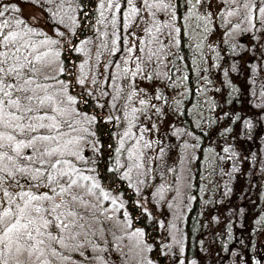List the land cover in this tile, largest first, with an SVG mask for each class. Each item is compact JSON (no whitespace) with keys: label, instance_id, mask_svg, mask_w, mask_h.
Listing matches in <instances>:
<instances>
[{"label":"rangeland","instance_id":"374dc122","mask_svg":"<svg viewBox=\"0 0 264 264\" xmlns=\"http://www.w3.org/2000/svg\"><path fill=\"white\" fill-rule=\"evenodd\" d=\"M210 2L211 7L204 9L205 12L210 13L207 31L203 33L192 31L185 24L188 31L184 34V39L192 43L193 52L205 54V62L201 64L199 70L202 81H200L198 95L205 96L207 87H209L207 94L210 95H213L216 87L218 89L221 79L211 84L205 74L207 71L215 69L217 62L220 61V65L223 61L226 63L227 59L230 63L235 60V64L249 66V70L252 71L250 73L252 81L264 82V29H252L246 20L242 21L239 14L227 18L231 21V23H227L225 18L220 15V13H226L228 9L224 0H210ZM21 8L23 17L29 26L52 38L59 39L52 30L53 21L46 13L44 14L43 11L31 5ZM105 15L109 19L104 22V27L99 23L98 28L100 31H104L105 37L104 35L100 37L98 35L100 31H98L95 36L87 39L90 41L87 45L88 54H80L81 60L76 63V70L74 69L75 76H78L80 63L88 60V64L85 65V73L88 76L85 87L90 89L93 94L91 96L82 94L81 86L76 84V91L81 93L82 100L79 99V103L74 107H77L89 118L96 117V120L89 124L86 119L78 118L81 123L76 125L78 131L73 133L74 136L86 137L81 141L80 151L85 158H89V164H86L85 160H77V166L84 175L94 176L99 183L95 171V157H98V150L93 149V145L98 149L97 142L99 140H96V135H90L83 129L89 128L91 132L95 133L97 122L113 127L112 139L115 143L113 167L116 166V160L125 165L115 173L122 181L124 180L129 193L133 195L127 200L126 195L119 193L118 189L108 188L100 183V188L109 193L108 200H104L100 196L99 189L93 190L95 195H85V199L100 205L99 208H94L92 211L98 215L103 213L100 215V222L96 224L100 236L98 243L104 249L102 255L106 258L107 264H160L156 260L162 258L163 264H181V262L182 264H198L194 259H185L182 254L185 253L182 250L186 238L181 229V222L186 210L193 207L197 201H194L193 197L190 198L191 192L196 189V179L193 177L194 164L191 158V155L194 156L195 153V147L191 145L194 140L191 135L184 137V132L175 127L174 110L167 107L163 109L162 106L167 104L161 99H156L157 96H162L164 91L166 92L164 82L167 77L165 73L168 74L171 68V64H167L168 60L163 59L164 54L171 52L176 46L169 44L160 53L159 58L154 61V65L149 66L147 71L151 73L152 79H144L142 76L126 79V74L121 71V68L130 66L131 63L124 64L125 57L128 56L127 47L137 42V37L147 43L148 37L141 29L145 27L146 21L150 20V17L146 13H141L139 25H136L134 21L127 22L126 31L122 32L119 14H116L115 25L111 22L113 14L106 11ZM158 15H162L163 19L167 21L166 14ZM237 24H239V28H234ZM59 28L64 30L62 27ZM133 29L135 30L133 36L129 37L127 33L133 32ZM164 31L168 32L170 29H164ZM118 39H122L123 43H112L113 40ZM167 39V36L161 37L162 42ZM106 41L109 43L107 44ZM144 43H141L140 46L144 47ZM150 46L153 49L161 47L155 42ZM68 47L71 48V46ZM116 48L119 50L113 52V49ZM221 49L218 57L212 59L211 51L215 52ZM223 49L226 53L224 56ZM94 59L97 61L94 62ZM162 64L167 68H163ZM116 65L121 67H116ZM55 67L54 65V69ZM174 71L175 74L181 75L179 74L181 71L178 69ZM105 75L108 78L105 79ZM93 80L95 83H92ZM207 83L211 85L205 86ZM171 86H173L172 83ZM105 88H108L112 94L108 92H106L107 95L103 94ZM168 94L171 99L175 96L180 99L179 103L174 105V109H177V106L185 103L182 100L189 96L190 91L188 92L182 86L180 90L176 89ZM88 99L92 102L91 110L89 107L88 109L84 107V104L89 103ZM141 99L146 103L139 104L138 101ZM99 105H104V107ZM262 107L264 106L260 102L255 106L259 113L260 125L264 128V116H260ZM134 108L135 112H133ZM88 111L93 114L87 113ZM125 133L131 135L125 136ZM179 136H183L184 140L181 141V149L177 150L175 142L176 137ZM121 138L124 139V149L117 153L116 149L120 146ZM130 145L135 146L133 151L138 157L136 163L141 167L133 168L129 173L130 178H124L121 173L128 171V165L133 163L128 159L127 150ZM212 149H210L211 158L216 154L215 149ZM231 153L227 157L228 164L222 162L224 170L221 173L222 177L226 178L225 182L231 181L229 185H224V182L222 183L220 180L218 182L215 177L212 179L209 177L210 168H218L209 165L205 168V184L202 185L205 199L200 202L198 211L202 214L205 209L204 215L201 216L203 219L210 220L214 226L207 223L208 228L203 230L199 236L201 241H205L207 247V252L203 251L204 254H202L204 260L199 264H205V254L210 255L206 257L210 260L209 264H217L223 252L229 253L230 256L235 251L234 243L236 241H260L264 244V225H259L256 220L257 217L264 214V165H258L260 160L261 163H264V160L256 156V152L246 151L243 148L237 154L241 155L239 161L236 159V155ZM222 165L213 164L218 167H223ZM90 168L94 171H88ZM21 183L23 184L24 180H21ZM90 183L85 182L88 186ZM23 190L47 191L43 187H25ZM79 191L85 193L86 189ZM112 200H115L116 203L113 204ZM135 207L144 212L149 222H152L150 229L146 232L137 226L139 223L136 222V219L133 221ZM213 208L217 211L214 212ZM223 222L228 223L229 226V230L225 232L228 239H224V241H228V246H225L224 251L222 246L224 241L217 240L218 226L223 225ZM220 237L223 236L220 235ZM218 250L221 251V254L218 253ZM81 260H83L82 257L73 253L72 260L58 261V264H80ZM84 264H95V261H84ZM223 264H225L224 261Z\"/></svg>","mask_w":264,"mask_h":264},{"label":"snow or ice","instance_id":"6c2138e0","mask_svg":"<svg viewBox=\"0 0 264 264\" xmlns=\"http://www.w3.org/2000/svg\"><path fill=\"white\" fill-rule=\"evenodd\" d=\"M47 3L53 6L49 9L50 18L63 26L64 30L56 25L52 29L60 39L28 26L24 19L13 15L21 12V8L11 0L0 4V264H58L72 260L73 253L83 258L80 264L84 261L107 264L96 229L103 213L93 212L100 205L85 199V195H95L93 190L99 189L100 196L108 200L109 193L100 188L94 176L84 175L77 166V160H85L80 145L86 137L73 135L78 131L76 125L81 123L78 118L91 124L96 117L89 118L74 107L79 101L69 94V81L60 79L65 74L60 46L71 43L80 27L81 15L87 17L88 12L79 0H47ZM224 3L228 9L220 15L227 23H231L227 18L239 14L252 29H264V0H224ZM210 7V0H98L96 4L98 23L103 25L109 19L105 15L107 11L113 14L111 22L115 25L119 14L122 32L126 31L127 22L139 25L141 13L150 17L141 29L148 37L147 43L137 37V42L127 47L124 64L131 63L121 68L126 79L137 76L152 79L147 71L149 66L154 65L169 44L180 45L188 31L185 24L192 31H207L210 13L204 9ZM161 13L167 15V21L158 15ZM234 28H239V24ZM134 31L128 32V36L132 37ZM37 36L43 39H35ZM164 36L168 39L162 42ZM118 42L123 40L112 41ZM153 42L161 47L153 49L150 46ZM89 43L83 40L79 46L73 45L72 50L87 55ZM86 64L88 60L80 63V74L74 79L82 94L91 96L92 91L85 87ZM138 103L143 105L146 101L141 99ZM83 131L95 135L89 128ZM134 148L130 145L127 150L133 163L128 165V171L121 173L124 178H130L133 168L141 167L136 163ZM93 149L98 150L95 145ZM123 149L121 138L116 152ZM115 163L113 171L125 167L119 160ZM85 182H91L90 186ZM25 187H43L47 191L23 190ZM80 189H86L85 193Z\"/></svg>","mask_w":264,"mask_h":264},{"label":"trees","instance_id":"16d2710c","mask_svg":"<svg viewBox=\"0 0 264 264\" xmlns=\"http://www.w3.org/2000/svg\"><path fill=\"white\" fill-rule=\"evenodd\" d=\"M11 2L19 8L27 5L34 6L38 10L43 11L44 14L46 13L49 19L53 21L54 25L63 28L62 25L56 24V21L50 18L51 13L49 9L53 6L48 4L47 0H36L35 3L30 2V0H11ZM79 2L83 5V10L88 12V16L84 17L81 15L80 27L76 29V35L71 38V43H62V47L60 46L62 53L60 60L65 69V74L61 76L60 79L69 81V94L76 96L78 100H82L81 93L76 91L74 79L75 65L81 60L80 53L73 51L72 46H77L81 41L92 38L100 30L98 29L99 12L96 10L98 0H79ZM7 3H9V0H0V4ZM180 12H183L182 7ZM13 15H17L25 20L22 8L21 12L13 13ZM25 22L28 25L26 20ZM104 26L105 25H103V27ZM98 35L102 37L104 31H100ZM184 38L185 35L181 39L179 46L175 45L176 48L174 50L164 54L165 57L163 59L168 60L167 64H171V68L166 76L167 80L164 82L166 92H163L161 100L167 104L162 106L163 109L167 107L172 111L174 110V114L176 115L175 127L184 132V137L191 135L194 140L191 145L195 147V153L194 156L191 155V158L194 164L193 177L196 179V189L191 192L192 195L190 198L193 197L194 201H197L193 207L186 210L184 219L181 222V229L186 238V241L183 242L182 250V252L184 251L185 253L182 254L185 259H194L196 263L199 264L204 260L202 256V254H204L203 251L207 252V250H205V241H201L199 236H201L203 230L208 228L207 223L208 225L214 226L210 220L203 219L201 216L202 214L204 215L205 209L202 211V214L198 211L200 202L205 199V191L202 189V185L205 184V168L207 165L218 168L219 170L210 168L209 172H211V174H209V177L211 179L215 177V179H218V182L220 180L227 186L231 181L227 180V182H225L226 178L222 177L221 173L224 170V165L222 164H228L227 157H229V153L233 152L238 160L241 158V155L237 154H239V151L243 148L246 151L250 150L251 152H256V156L264 160V128L260 125L259 113L255 108L256 104L259 102L264 106V82L259 83L252 81V77L250 76L252 71L251 69L249 70V66H246L244 62L243 64L245 67L240 64H235V60H232L230 63L229 59H227L226 63L223 61L220 65V61L217 62L215 69H211L205 74L211 84L221 79L218 89L216 87L213 91V95H210L207 94L209 92V87H207L205 96H199L198 88L200 86V81H202L200 79L201 74L199 70L201 64L205 62V54L193 52L192 43ZM35 39L39 40L43 39V37L37 36ZM106 42L107 44L109 43L108 41ZM68 46H71V48ZM202 46L204 47V45ZM221 51L222 49L215 52L211 51V58H217ZM222 53L223 56L226 54L224 49ZM96 61L97 59H94V62ZM162 67L165 69L167 68L163 64ZM177 69L181 71L179 73L181 75L175 74L174 70ZM106 78H108L107 75H105V79ZM171 83L173 86H171ZM209 83L205 84V86L211 85ZM181 84H183L182 86H184L188 92L190 91V94L182 100V102L184 101L185 103H181V106H177V109H174V105L178 104V100L180 99H177V96L171 99L168 92H173L176 89L180 90L182 88ZM105 89L103 94L106 92L112 94L108 88ZM88 101L89 103L84 104V107L86 109L89 107L91 110L93 108L92 102H90L89 99ZM260 111V116H264V107H262ZM87 113L93 114L91 111ZM112 128V126H105L104 123L101 122H97L95 125L96 140H99L97 142L98 157H95V171L100 184L106 185L108 188L118 189V192L121 194L124 193L127 200H129L133 195L129 193L124 180L122 181L115 171L112 170L114 169L113 162L115 156V143L112 139ZM170 136L172 137L173 135L171 134ZM183 136L176 137L175 148H177V150L181 149V141L184 140ZM212 148L215 149L216 154L211 158L210 149ZM85 163L89 164V158H85ZM76 164L78 163L76 162ZM213 164H221L223 167L213 166ZM260 164L264 165V163H261V160L258 165ZM134 211L133 221L136 219V222L139 223L137 226L143 228L144 232H146L150 229L152 222H149L146 214L136 207ZM215 211L217 210H214V212ZM227 224L228 223L223 222V225L218 226V241L228 239L225 235V232L229 230ZM220 235L223 237H220ZM156 261L163 264V258Z\"/></svg>","mask_w":264,"mask_h":264},{"label":"flooded vegetation","instance_id":"af4514ba","mask_svg":"<svg viewBox=\"0 0 264 264\" xmlns=\"http://www.w3.org/2000/svg\"><path fill=\"white\" fill-rule=\"evenodd\" d=\"M259 225H264V214L256 218ZM264 228V227H263ZM234 253L229 256V253L221 254V251L218 250V253L221 254V257L218 259L217 264H264V244L260 241H236ZM216 245V244H215ZM223 251L225 246H228V241H224ZM207 250V247L205 248ZM233 251V250H232ZM210 256L205 254V264H209L210 260L206 258ZM223 260V261H222Z\"/></svg>","mask_w":264,"mask_h":264}]
</instances>
